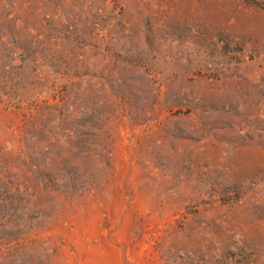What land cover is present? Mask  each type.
<instances>
[{"label": "rangeland", "instance_id": "rangeland-1", "mask_svg": "<svg viewBox=\"0 0 264 264\" xmlns=\"http://www.w3.org/2000/svg\"><path fill=\"white\" fill-rule=\"evenodd\" d=\"M230 255L264 264V0H0V264Z\"/></svg>", "mask_w": 264, "mask_h": 264}, {"label": "trees", "instance_id": "trees-1", "mask_svg": "<svg viewBox=\"0 0 264 264\" xmlns=\"http://www.w3.org/2000/svg\"><path fill=\"white\" fill-rule=\"evenodd\" d=\"M53 73H49L47 72H40L36 75L37 79L39 82L41 81H46L48 79V77H50V75H52ZM66 75L64 73H58V77H65ZM62 85L64 86L65 90H64V94H65V100L67 102V94H68V90L67 88L71 87V85L69 84L68 81H66V78H63L61 80ZM70 89V88H69ZM107 91V90H106ZM53 109L52 108H45L43 109L42 113H44L43 115L49 116L52 113ZM45 117V116H44ZM55 179L59 180L60 183H63V181H65L67 178H65L64 174L62 172H58L54 174ZM56 186L59 185L58 182L54 183ZM225 260L228 261V263L230 264H250V261L248 260L247 256H242L240 255L238 257V260H236L234 257H232L231 255L227 257V259L225 258Z\"/></svg>", "mask_w": 264, "mask_h": 264}]
</instances>
